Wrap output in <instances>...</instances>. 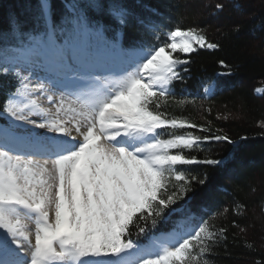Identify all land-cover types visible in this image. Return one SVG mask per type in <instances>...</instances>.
Returning <instances> with one entry per match:
<instances>
[{
  "label": "trees",
  "instance_id": "1",
  "mask_svg": "<svg viewBox=\"0 0 264 264\" xmlns=\"http://www.w3.org/2000/svg\"><path fill=\"white\" fill-rule=\"evenodd\" d=\"M81 26L98 32L86 40L96 50H167L174 30L204 43L173 52L169 94L138 106L142 123L164 121L159 180L153 199L119 217L114 248L199 226L184 259L166 264H264V0H0V124L18 88L1 73L5 57L43 28Z\"/></svg>",
  "mask_w": 264,
  "mask_h": 264
},
{
  "label": "rangeland",
  "instance_id": "2",
  "mask_svg": "<svg viewBox=\"0 0 264 264\" xmlns=\"http://www.w3.org/2000/svg\"><path fill=\"white\" fill-rule=\"evenodd\" d=\"M179 35L175 34L172 44L170 41L172 52L185 56L193 48L204 46L201 38L187 32L181 33L173 48ZM44 48L33 41L7 64V71L18 77L20 88L7 103L5 128L16 131V136L21 133L46 142L49 148L50 143L55 144L57 153H15L12 144L7 146L0 139V253L18 239H25L41 242L43 258L52 264H164L168 257L182 260L188 242L203 235L200 228L159 237L142 249L125 246L127 252H122L112 246L119 232V215L135 213L140 202L152 199L155 193L157 168L150 166L155 147L153 129L128 126L133 119L128 109L137 107L141 101L138 94L151 95L138 76L146 54H92L75 46L52 45L48 60L60 67L48 72L40 61L37 65L29 63L43 58ZM71 53L90 68L66 61ZM170 65L163 92L173 77ZM70 69L74 73L69 75ZM130 85H134L133 92ZM98 124L103 133H99ZM73 125L88 142L80 177L75 180L69 165L79 142L72 140L76 142L72 146L66 136ZM138 151L148 161L138 159ZM38 160L48 161V165L41 166ZM73 196L78 197V206H74ZM29 212L45 222L48 232L24 223L22 219ZM29 219L32 221L31 216ZM97 243L102 244L104 253L98 252Z\"/></svg>",
  "mask_w": 264,
  "mask_h": 264
},
{
  "label": "bare ground",
  "instance_id": "3",
  "mask_svg": "<svg viewBox=\"0 0 264 264\" xmlns=\"http://www.w3.org/2000/svg\"><path fill=\"white\" fill-rule=\"evenodd\" d=\"M175 34L177 35H181V33H173L172 35H170L169 39L172 42L175 40ZM177 37V40L174 42L173 48L177 47V41L180 39L181 36ZM73 53L69 54L70 56H66V61H71L73 60V62H77L78 67H86V68H90L88 66H86V64H80L79 58H75L72 55ZM43 58L41 57V59H39L38 61L34 62V61H29L30 64L33 65H37L36 63L42 62V64H46L47 68H49L46 71H53L56 70V67H60L58 66V64L54 63L55 65H53V60H51L49 62L48 59L52 58L50 53L45 52L44 55L42 54ZM62 59V56H59ZM46 60H45V59ZM34 58L32 57L31 60H33ZM61 59L57 58V61H61ZM68 61V62H69ZM169 64H170V58L169 56L163 51V50H158L150 55H146L143 61V65L140 67L139 71H138V76L139 79L141 80V85H144L145 83V87H147L148 91L150 93H153L155 91H164L165 89V83H166V79L168 76V71H169ZM53 65V66H52ZM66 65V64H65ZM53 68V69H52ZM101 70H103L101 68ZM69 75L74 73V70H67ZM133 87L134 85H130L129 91L133 92ZM75 125H73V127L68 128L66 136L71 139L69 140L67 137L66 139H68V141L72 140H77L79 143L85 142L86 140H84V134L76 127H74ZM18 135L16 136V131L14 130H9L6 128H2L0 127V139L3 138V140L5 141V143H11L12 146L15 147V149H13L14 151H18V152H24L26 154H29L30 156H36V155H41L43 153L44 150L47 151H52L53 153H57L56 149L54 150V146H56L55 144H52V147L49 148L48 143L46 142H41V140H36V139H32L29 137H25V136H21V133H17ZM24 134V133H23ZM36 140V141H35ZM41 142V143H40ZM72 146H74L76 144V142H72ZM55 151V152H54ZM137 154H140L143 159H146L145 155L141 154L140 151L136 152ZM36 163L41 164V166H46L48 165V161L43 162V160H38ZM29 216L26 215V219H22L24 220V223L29 225V222L33 225L36 224V226H33L35 228H37V230H39L40 232H48V226H46L45 222L43 220H41L38 216L33 215L31 212L27 213ZM30 216L32 217V221L29 219ZM28 219L30 220H27ZM41 229V230H40ZM41 242H32L30 241H26L25 239H18V243H13L10 244L8 247L9 249V254L5 257L4 259V264H42L43 261V257H42V253H41ZM88 263V262H87ZM72 264V263H71ZM88 264H91L90 262Z\"/></svg>",
  "mask_w": 264,
  "mask_h": 264
}]
</instances>
